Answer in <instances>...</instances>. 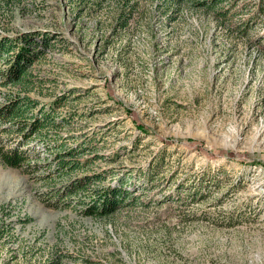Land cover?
<instances>
[{
    "label": "rangeland",
    "instance_id": "374dc122",
    "mask_svg": "<svg viewBox=\"0 0 264 264\" xmlns=\"http://www.w3.org/2000/svg\"><path fill=\"white\" fill-rule=\"evenodd\" d=\"M134 3L120 28L117 0H0V37H49L25 119L54 120L0 124L25 156L0 159V264H264V0ZM119 179L117 212L82 214Z\"/></svg>",
    "mask_w": 264,
    "mask_h": 264
},
{
    "label": "trees",
    "instance_id": "16d2710c",
    "mask_svg": "<svg viewBox=\"0 0 264 264\" xmlns=\"http://www.w3.org/2000/svg\"><path fill=\"white\" fill-rule=\"evenodd\" d=\"M74 6L88 5L91 2H101L102 0H70ZM135 0H117L118 8L112 13V20L116 22L118 27H125L132 16V12L135 7ZM166 11L169 6H177L178 0H168ZM79 8V7H78ZM38 42H41L43 47L49 43V37L42 35ZM34 40L33 33H26L23 35L13 37H0V84L9 85L12 87L17 86V94L13 97H8L7 101L0 104V124L11 127H4V131H16L21 134L20 138L27 139L34 135H40L42 131L43 121L53 123L54 120L47 119L48 115H43L42 118L33 116L30 120H26L25 112L27 107L34 104V98L29 95L31 90L28 85L31 82L30 68L34 63L36 57L44 53V49H37L38 43ZM34 48V49H33ZM4 58L5 65L1 66V60ZM56 103V101H53ZM53 109H51L52 111ZM41 114V113H40ZM29 139L25 142L27 143ZM76 151L69 148L63 151V154L67 156L73 155ZM61 153H54L57 157H60ZM27 157V156H26ZM1 161L11 167H20L25 160V156L18 148H13L11 151L0 150ZM69 160V159H67ZM63 165H67L70 161L64 162L63 159L60 162ZM29 165V162L26 163ZM39 165L40 163H36ZM72 167V165L70 166ZM123 180L119 179V182L114 185H105L95 188L90 193V201L87 204L82 205L81 210L83 215L107 217L117 212L118 206L122 205L126 199H128L131 192L123 188ZM133 201V198L131 199ZM83 202V201H82ZM84 203V202H83ZM81 203V204H83ZM52 262V261H51ZM54 262V261H53Z\"/></svg>",
    "mask_w": 264,
    "mask_h": 264
}]
</instances>
